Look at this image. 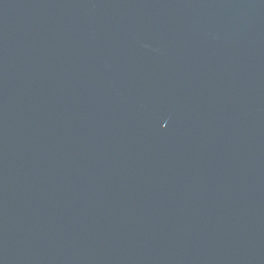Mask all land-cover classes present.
Masks as SVG:
<instances>
[{
	"label": "water",
	"instance_id": "1",
	"mask_svg": "<svg viewBox=\"0 0 264 264\" xmlns=\"http://www.w3.org/2000/svg\"><path fill=\"white\" fill-rule=\"evenodd\" d=\"M0 264H264V0H0Z\"/></svg>",
	"mask_w": 264,
	"mask_h": 264
}]
</instances>
